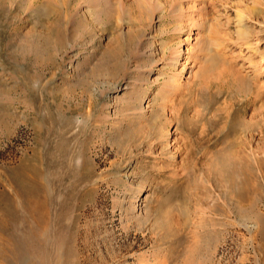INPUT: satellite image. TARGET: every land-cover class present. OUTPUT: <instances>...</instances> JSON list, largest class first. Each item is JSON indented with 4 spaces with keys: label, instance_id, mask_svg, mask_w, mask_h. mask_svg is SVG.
<instances>
[{
    "label": "rangeland",
    "instance_id": "1",
    "mask_svg": "<svg viewBox=\"0 0 264 264\" xmlns=\"http://www.w3.org/2000/svg\"><path fill=\"white\" fill-rule=\"evenodd\" d=\"M131 1L0 3V264H264V0Z\"/></svg>",
    "mask_w": 264,
    "mask_h": 264
},
{
    "label": "bare ground",
    "instance_id": "2",
    "mask_svg": "<svg viewBox=\"0 0 264 264\" xmlns=\"http://www.w3.org/2000/svg\"><path fill=\"white\" fill-rule=\"evenodd\" d=\"M3 0H0V3L2 2ZM148 1V0H147ZM162 1V6H163V12H165V15H167V6H168V3H169V1L168 0H161ZM132 2V1H131ZM211 2V1H210ZM125 3V2H124ZM141 2L140 1H138V0H133V2H132V6L134 7L133 9H135V10H139L140 11V9L142 8L141 7V4H140ZM146 6V5H145ZM143 9V8H142ZM125 11V10H124ZM169 11V10H168ZM192 11V10H191ZM190 11V12H191ZM193 13V12H192ZM163 14V13H162ZM186 14V13H185ZM188 14V13H187ZM186 14V17H185V19H190V17L188 16ZM170 15V14H169ZM201 16H202V14H200ZM108 18V17H107ZM166 19V18H165ZM192 19H193V17H192ZM257 19V18H256ZM180 21H181V19H180ZM195 21V20H194ZM193 21V22H194ZM138 22V21H137ZM183 22H184V20H183ZM189 22V21H188ZM192 22V23H193ZM127 23V22H126ZM180 23V22H179ZM196 23V22H195ZM203 23V22H202ZM263 23H264V21H263ZM183 23H181V24H179V26L178 27H182L183 25H182ZM191 24V23H190ZM194 24V23H193ZM131 25V24H130ZM186 25H187V23H186ZM189 25V24H188ZM187 25V26H188ZM195 25V24H194ZM204 25V24H203ZM177 27V28H178ZM260 28V30H259V35H258V40H261V42H263L264 41V24H261V27H259ZM180 29V28H179ZM179 31V30H178ZM169 33V32H168ZM167 33V34H168ZM166 34V35H167ZM170 34H171V32H170ZM241 35V34H240ZM168 36V35H167ZM170 36V35H169ZM171 36H172V34H171ZM170 40V39H169ZM260 43V42H259ZM258 43V44H259ZM206 47V46H205ZM161 48V47H160ZM162 49V48H161ZM164 49V48H163ZM176 49V48H175ZM263 49V48H262ZM160 50V49H159ZM208 51V50H207ZM169 52V51H168ZM206 51H204V53H205ZM257 52V51H256ZM262 52V51H261ZM164 53V52H163ZM172 53V52H171ZM198 54V53H197ZM209 54V53H208ZM214 54V53H213ZM210 55L211 57H209L210 58V61L207 63V64H209V66H211L214 62H215V60H216V58H215V54L214 55ZM220 54V53H219ZM262 54V53H261ZM224 55V54H223ZM263 55V54H262ZM261 55V56H262ZM196 56V55H195ZM218 56V55H217ZM230 56V55H229ZM162 57V56H161ZM174 57H176L175 55L174 56H172V59L174 58ZM208 57V56H207ZM177 58V57H176ZM209 58H207L208 60H209ZM219 58V57H218ZM261 58V57H260ZM196 59H194V61H195ZM201 60V59H200ZM203 61V60H202ZM262 61V60H261ZM171 63V62H170ZM203 63V62H202ZM205 63V62H204ZM221 63H223V62H221ZM230 63H232V62H230ZM203 66H201V67H199L200 69L198 70V77L199 78H201V76L203 77V75H204V78H206L205 77V71L207 70V68H208V65H206V64H202ZM228 66V65H227ZM254 66V65H253ZM225 67V66H224ZM228 67H230V65L228 66ZM208 69H210V67L208 68ZM233 69H235V67L233 68ZM238 69V68H237ZM214 70V69H213ZM218 70V69H217ZM230 70H232V69H230V68H227V69H224V70H222V69H219V71L218 72H216L215 71V74H214V76H213V81L215 82V81H217V82H215V84L217 85L218 84V82L219 83H221L222 85H223V82H221L222 80H224V83H226V82H228V81H230V80H228L229 78L227 77L229 74H230ZM234 72V71H233ZM237 72V71H236ZM235 73V72H234ZM207 74V73H206ZM209 74V73H208ZM226 74H227V76H226ZM232 74V73H231ZM231 74H230V79H232V77H233V74H232V76H231ZM209 75H211V74H209ZM208 76V75H207ZM197 77V78H198ZM209 78V76L207 77V79ZM234 78V77H233ZM237 79V78H236ZM239 80H241V81H239V82H237V84H236V86H238V90H239V88L241 87V85H243V82H242V79H239ZM244 80V79H243ZM210 81V80H209ZM213 81H210V82H212V83H214ZM236 81V80H235ZM238 81V80H237ZM245 81V80H244ZM174 82V81H173ZM205 82V81H204ZM233 82V81H232ZM220 84V85H221ZM232 85V84H231ZM240 86V87H239ZM244 86V85H243ZM242 86V88H244ZM219 87V86H218ZM245 91V90H244ZM166 105V104H165ZM181 107V106H180ZM253 211V210H252ZM251 211V212H252Z\"/></svg>",
    "mask_w": 264,
    "mask_h": 264
}]
</instances>
